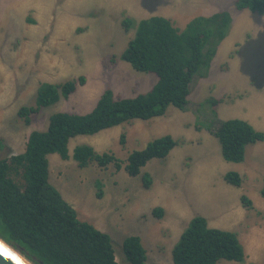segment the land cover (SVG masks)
Returning a JSON list of instances; mask_svg holds the SVG:
<instances>
[{
	"label": "rangeland",
	"instance_id": "obj_1",
	"mask_svg": "<svg viewBox=\"0 0 264 264\" xmlns=\"http://www.w3.org/2000/svg\"><path fill=\"white\" fill-rule=\"evenodd\" d=\"M237 1L0 0V159L23 153L29 134L45 131L54 113H89L105 90L116 98H133L153 87V74L135 72L119 58L135 32L124 30L123 19L160 17L182 31L198 17L230 16L227 35L208 70L194 78L184 109L169 107L158 118L73 138L67 161L48 157L50 184L79 220L110 237L119 263L123 240L136 236L147 264H172L179 236L193 217H203L210 227L234 233L244 250L242 263L217 264H264V169L258 166L259 156L264 161V141L260 154L258 145L249 146L243 163L233 164L223 160L211 133L230 119L247 121L254 129L255 121L264 126V14L238 10ZM80 78L84 84L67 99L32 113L28 123L20 117V109L34 107L41 84ZM212 101L216 105L210 106ZM165 135L177 146L166 158L149 161L136 177L111 165L81 168L71 158L75 147L90 146L124 163ZM229 171L241 176L240 188L224 182ZM143 173L151 177L149 188L142 184ZM243 195L251 209L241 205ZM154 209L162 216H154Z\"/></svg>",
	"mask_w": 264,
	"mask_h": 264
},
{
	"label": "trees",
	"instance_id": "obj_2",
	"mask_svg": "<svg viewBox=\"0 0 264 264\" xmlns=\"http://www.w3.org/2000/svg\"><path fill=\"white\" fill-rule=\"evenodd\" d=\"M235 6L264 14V0H238ZM230 21L225 13L198 17L178 31L160 17L138 22L123 19L124 30L134 28L135 32L120 60L135 72L153 74L156 83L147 93L133 98H116L105 90L86 114L54 113L45 131L29 134L23 153L0 159V240L31 264H147L146 251L136 236L123 240L122 263L116 261L110 237L79 220L50 184L48 157L58 155L67 161L68 144L73 138L158 118L169 107L184 109L194 78L208 70ZM83 84V78L41 84L34 107L20 109V117L28 123L29 115L67 99ZM211 103L216 105L215 101ZM212 116L216 118L217 113L212 111ZM211 133L220 143L223 160L233 164L243 163L247 146L264 141V133L241 119L221 122ZM120 143L124 144V136ZM176 146L177 142L165 135L129 154L124 163L112 153L99 154L90 146L75 147L71 158L81 168L93 163L100 168L111 165L116 171L123 168L128 176L136 177L149 161L166 158ZM223 180L234 188L242 185L235 171L225 173ZM262 181L260 194L264 199V178ZM151 183L149 174L143 173V186L149 188ZM240 202L244 208H252L246 196H241ZM152 213L161 217L163 212L154 209ZM171 256L172 264H217L222 260L242 263L244 250L234 233L210 227L203 217H193L172 247Z\"/></svg>",
	"mask_w": 264,
	"mask_h": 264
},
{
	"label": "water",
	"instance_id": "obj_3",
	"mask_svg": "<svg viewBox=\"0 0 264 264\" xmlns=\"http://www.w3.org/2000/svg\"><path fill=\"white\" fill-rule=\"evenodd\" d=\"M0 264H31L11 246L0 240Z\"/></svg>",
	"mask_w": 264,
	"mask_h": 264
},
{
	"label": "crops",
	"instance_id": "obj_4",
	"mask_svg": "<svg viewBox=\"0 0 264 264\" xmlns=\"http://www.w3.org/2000/svg\"><path fill=\"white\" fill-rule=\"evenodd\" d=\"M145 18H146V17H141V18L139 19V21H140L141 19L144 20ZM89 98H91V97H89ZM89 98H88V99H89ZM261 123L263 124L264 121H261ZM252 124H253L254 126L257 127V128H255V129H257L259 132L264 133V126L259 125V124H258V121H255V122L252 123ZM260 127H261V128H260ZM261 143H263V142H261ZM261 143H256V144H254V145H258L259 154H260V151H261V149H262V146L259 145V144H261ZM249 146H253V145H249ZM249 146H247V147H249ZM258 166L264 169V161L261 159L260 156H259V163H258Z\"/></svg>",
	"mask_w": 264,
	"mask_h": 264
}]
</instances>
